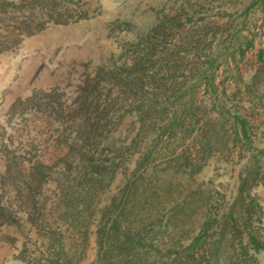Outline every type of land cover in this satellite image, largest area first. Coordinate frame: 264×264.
<instances>
[{
  "label": "rangeland",
  "instance_id": "obj_1",
  "mask_svg": "<svg viewBox=\"0 0 264 264\" xmlns=\"http://www.w3.org/2000/svg\"><path fill=\"white\" fill-rule=\"evenodd\" d=\"M0 264H264V0H0Z\"/></svg>",
  "mask_w": 264,
  "mask_h": 264
},
{
  "label": "trees",
  "instance_id": "obj_2",
  "mask_svg": "<svg viewBox=\"0 0 264 264\" xmlns=\"http://www.w3.org/2000/svg\"><path fill=\"white\" fill-rule=\"evenodd\" d=\"M235 222V221H234Z\"/></svg>",
  "mask_w": 264,
  "mask_h": 264
}]
</instances>
